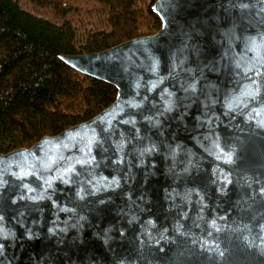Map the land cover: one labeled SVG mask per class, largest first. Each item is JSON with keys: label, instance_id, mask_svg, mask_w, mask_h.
<instances>
[{"label": "water", "instance_id": "water-1", "mask_svg": "<svg viewBox=\"0 0 264 264\" xmlns=\"http://www.w3.org/2000/svg\"><path fill=\"white\" fill-rule=\"evenodd\" d=\"M72 68L93 118L0 153V264H264V0H157Z\"/></svg>", "mask_w": 264, "mask_h": 264}, {"label": "trees", "instance_id": "trees-1", "mask_svg": "<svg viewBox=\"0 0 264 264\" xmlns=\"http://www.w3.org/2000/svg\"><path fill=\"white\" fill-rule=\"evenodd\" d=\"M48 16L26 9L23 2ZM157 0H0V153L85 122L117 88L62 55L100 52L156 33Z\"/></svg>", "mask_w": 264, "mask_h": 264}, {"label": "rangeland", "instance_id": "rangeland-1", "mask_svg": "<svg viewBox=\"0 0 264 264\" xmlns=\"http://www.w3.org/2000/svg\"><path fill=\"white\" fill-rule=\"evenodd\" d=\"M23 6L26 8V9H28L29 11H31V12H33V13H37L38 15H45V12L44 11H42V10H38V9H36L33 5H32V3L31 2H29L28 3V1L27 2H23ZM45 16H48L49 17V14H46Z\"/></svg>", "mask_w": 264, "mask_h": 264}]
</instances>
